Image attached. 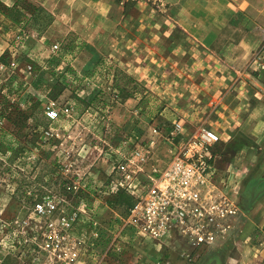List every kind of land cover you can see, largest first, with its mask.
Here are the masks:
<instances>
[{
    "label": "rangeland",
    "instance_id": "1",
    "mask_svg": "<svg viewBox=\"0 0 264 264\" xmlns=\"http://www.w3.org/2000/svg\"><path fill=\"white\" fill-rule=\"evenodd\" d=\"M183 2L0 0V264H19L23 253L25 261L33 264L32 254H40L34 243L39 229L74 209L79 212L76 234L81 241L86 239L80 244L84 260L105 254L104 264H126L138 255L148 261L161 254L171 259L169 264H183L180 253L191 249L184 239L171 249L155 251L153 245L127 242L128 228L119 236L134 197L116 185L111 164L118 153L146 144L152 128L165 131L177 120L187 124V135L203 124L219 130L212 103L199 113L190 105L177 117L161 118L159 110L168 108V99L174 95L170 82L182 77L196 83L186 88L189 91L177 87L182 95L186 91L187 104L195 101V106L199 102L195 88L204 79L205 88L198 96L207 105L214 93V76L230 77L235 62L231 48L218 54L221 42L226 37L237 42L249 31H262L240 13L227 22H182L179 19L189 9ZM104 19L105 33L99 36ZM185 28L206 34L218 31L222 37L202 44ZM175 63L184 68L174 69ZM217 64L221 70H215ZM13 103L32 113L23 133L15 130L9 118ZM48 107L56 109V118L46 116ZM27 133L35 134L38 142L18 151L26 145ZM224 137L222 143L220 139L214 144V166L219 181L227 177L220 184L237 211L230 230L212 245L227 240L237 224L251 221L248 207L253 208L260 192L253 188L252 199L244 196L238 165L247 159L256 163L252 156L258 154L252 149L260 144L244 133L230 136L227 132ZM127 139L129 143L124 144ZM159 139L155 158L162 165L165 153L160 146L165 140ZM109 195L114 197L113 204L107 203ZM49 196L56 200L57 209L42 215L37 203ZM93 230L98 232L94 248L88 244ZM257 232L254 227L252 233ZM261 236L263 241L264 231Z\"/></svg>",
    "mask_w": 264,
    "mask_h": 264
},
{
    "label": "built area",
    "instance_id": "2",
    "mask_svg": "<svg viewBox=\"0 0 264 264\" xmlns=\"http://www.w3.org/2000/svg\"><path fill=\"white\" fill-rule=\"evenodd\" d=\"M57 47V45H55ZM46 116L54 119L57 111L48 107ZM152 128V136L146 144L138 143L130 153H118L112 162L115 183L134 197L128 208L120 233L128 228L132 244H148L170 247L177 240L184 239L191 249L180 253L183 264L199 261L206 248L230 230L232 216L237 211L226 189L218 179L214 166V144L221 136L206 125L198 126L186 135L183 122L175 121L167 130ZM158 138L170 142V159L161 165L155 158ZM127 139L124 144L129 143ZM154 150V151H153ZM224 181V182H225ZM47 201L37 203L42 215L57 209V202L50 196ZM77 209L63 213L57 221H48L38 231L34 243L37 254H32L33 264H104L105 254L100 259L89 256L82 258L76 222ZM88 239L94 248L98 232ZM25 242H29L25 240ZM121 250V247L118 248ZM25 253L19 257V264L25 261ZM171 259L159 257L146 260L138 255L126 264H169Z\"/></svg>",
    "mask_w": 264,
    "mask_h": 264
},
{
    "label": "crops",
    "instance_id": "3",
    "mask_svg": "<svg viewBox=\"0 0 264 264\" xmlns=\"http://www.w3.org/2000/svg\"><path fill=\"white\" fill-rule=\"evenodd\" d=\"M167 1L169 4L173 5L180 0ZM183 1L184 6H189V9L184 8L186 12L183 13L182 17L179 19L182 22L193 23L195 21L206 20L227 22L232 19V14L240 13L246 21L262 29L261 33L247 32L246 35L237 42L228 40V37H226L227 39L223 44L221 42L218 48V54L221 55L231 48L234 50L232 57L235 62L231 65L230 77L226 75L218 77L222 74H216L214 76V82L212 83L214 85V93L207 105L204 101H200L198 96L200 91L205 88L206 81L204 79L201 80L202 84L200 85L198 82L195 88L197 91V99L201 103L198 102L199 104L197 103V105L195 104L194 106L196 102L190 101V103L187 104L186 91L185 95H182V93L177 91V87L187 90L186 88H191V86L194 87L193 84L196 83L189 82L188 79V82H186V79L183 80L182 77H178L170 82L174 89L171 93L174 95L168 99V108L164 107L163 110H159V116H162L161 118H174L177 117V114L179 116V114L187 110L190 105V110L198 108L196 112L199 113L200 108H211L210 104L212 103L214 117L219 121V130L217 129L221 135L219 143H222V140L224 141V133L226 134L228 132L230 136L244 133L252 137L257 144H260L252 149L258 154L252 156L253 161L254 158H256V163L254 162V164H252L253 162L251 159H247L238 164L239 169H241V175H243L241 177L244 178V196L247 197V199H252L251 192L253 188L256 192L260 191L259 194H256L257 198L253 203V208L250 206L248 207L251 209L253 215L250 214L253 219L251 218V221L246 225H244L243 221L237 224V228H234V231L231 232L227 240L208 246L205 253L199 259V263L197 262V264H260L264 258V243L262 248L258 246L264 231V0ZM193 7L196 9H192ZM202 16L204 17L202 18ZM104 28L105 19L102 21L101 29H99L101 32L99 36L105 33ZM185 30L188 32V35L190 33L202 44H206L207 40L210 42L219 41L222 37V33L218 31H211L206 34L203 31L191 28H185ZM175 65L174 67L173 64L172 68H184V64L177 65V63H175ZM197 65H199V62ZM190 66H193V64ZM215 70H221L220 65H215ZM183 124L184 130L188 131L187 124L184 122ZM150 131L149 134L151 133L152 135V129ZM187 134L188 133H186V135ZM157 142H160L159 138ZM170 146L169 141H164V144L160 146V149H164L165 162H167L166 158L171 154L169 151ZM155 149H157L155 155L159 154L157 146ZM245 154L247 155L246 152ZM251 155L252 154L249 152L247 157L251 158ZM216 160L215 155V162ZM236 171L238 172L239 170L237 169ZM254 220L257 221V225H255L256 223H254ZM243 227L244 229L247 228V230L240 233ZM254 227H256L258 231L257 233H260L259 236H257V233H252ZM251 235L253 237H251ZM168 248L171 249L170 247ZM156 249L166 250V247L157 246L155 251ZM253 251H255V253ZM157 256L164 257L161 256V254ZM154 258L155 257L148 260H154Z\"/></svg>",
    "mask_w": 264,
    "mask_h": 264
},
{
    "label": "trees",
    "instance_id": "4",
    "mask_svg": "<svg viewBox=\"0 0 264 264\" xmlns=\"http://www.w3.org/2000/svg\"><path fill=\"white\" fill-rule=\"evenodd\" d=\"M11 107V111L9 112V118L11 120V123L14 125V128L15 130L18 132V131H21V133H23V129L24 127L26 126V121L28 119L29 116H31V112L28 109H21L19 106H17L16 104H12L10 105ZM32 108V107H31ZM33 110V109H32ZM28 134V133H27ZM24 135V141H25V146H21L19 147L20 150L18 151H21V150H24L26 149L25 147L29 146H34L37 142H38V139L36 137V135L34 134H28V135ZM23 139H20V142L22 143ZM124 193L127 197V193L123 192V191H120L119 194H122ZM114 197L112 195H109L107 197V203L108 204H113V200ZM129 199V197H128ZM133 202H131V204L129 203V206L132 205Z\"/></svg>",
    "mask_w": 264,
    "mask_h": 264
}]
</instances>
